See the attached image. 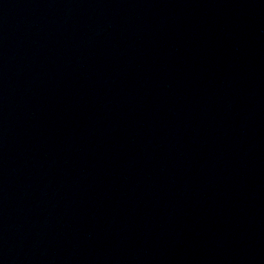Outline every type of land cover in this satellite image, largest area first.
I'll use <instances>...</instances> for the list:
<instances>
[{
    "label": "water",
    "instance_id": "95a60500",
    "mask_svg": "<svg viewBox=\"0 0 264 264\" xmlns=\"http://www.w3.org/2000/svg\"><path fill=\"white\" fill-rule=\"evenodd\" d=\"M0 264H264V0H0Z\"/></svg>",
    "mask_w": 264,
    "mask_h": 264
}]
</instances>
